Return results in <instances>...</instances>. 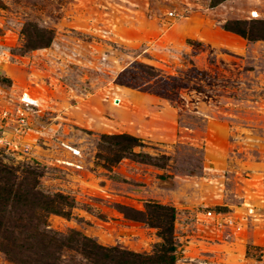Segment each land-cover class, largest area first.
Listing matches in <instances>:
<instances>
[{"label": "rangeland", "instance_id": "rangeland-1", "mask_svg": "<svg viewBox=\"0 0 264 264\" xmlns=\"http://www.w3.org/2000/svg\"><path fill=\"white\" fill-rule=\"evenodd\" d=\"M257 35L264 0H0V103L40 98L33 157L0 145V264H21L4 248L30 241L34 183L72 205L47 215L56 231L153 253L158 228L122 210L168 205L177 264H264ZM119 134L150 157L118 151ZM210 208L243 215L247 232L219 228Z\"/></svg>", "mask_w": 264, "mask_h": 264}, {"label": "trees", "instance_id": "trees-1", "mask_svg": "<svg viewBox=\"0 0 264 264\" xmlns=\"http://www.w3.org/2000/svg\"><path fill=\"white\" fill-rule=\"evenodd\" d=\"M237 33L252 39L247 31L238 30ZM256 37L264 38L261 35ZM115 138L120 140L117 142L118 151L143 159L150 157L147 154L134 152L135 146H145L137 136L119 134ZM15 195L12 202H18L16 198H19L20 194ZM23 196H28L32 200L31 206L28 205L31 212L28 219L30 229L27 231L30 241L26 247L15 244L11 246L12 248H4L12 261H19L21 264H84L85 262L86 264H177L178 262L179 242L175 234L176 210L172 206L149 203L146 211L124 207L122 211L127 217L134 221L147 222L158 228L161 242L156 245L154 252L140 253L120 246H104L78 230L60 232L52 229L47 220L49 213L70 215V212L61 206L64 204L72 206L66 202L67 196L55 194L54 198H57L58 202L57 199L44 193L38 187V183L36 185L34 183L32 191ZM128 211L134 213L131 214Z\"/></svg>", "mask_w": 264, "mask_h": 264}, {"label": "built area", "instance_id": "built-area-1", "mask_svg": "<svg viewBox=\"0 0 264 264\" xmlns=\"http://www.w3.org/2000/svg\"><path fill=\"white\" fill-rule=\"evenodd\" d=\"M16 104L11 108L7 105L2 106L0 103V145L13 154L30 159L33 157L32 148L26 139L33 130L32 117L40 110V101L31 93L24 92L19 96ZM75 153L78 152L75 151ZM252 201H245V204L254 208L255 205ZM205 216L211 220L218 217L216 225L219 228L224 227L239 232L243 231L245 227L243 215L230 216L228 212L210 208L205 211Z\"/></svg>", "mask_w": 264, "mask_h": 264}, {"label": "crops", "instance_id": "crops-1", "mask_svg": "<svg viewBox=\"0 0 264 264\" xmlns=\"http://www.w3.org/2000/svg\"><path fill=\"white\" fill-rule=\"evenodd\" d=\"M24 92H29V93H31L30 91H28V90H24L23 92H22V94L24 93ZM32 94V93H31ZM21 95V94H20ZM33 96H35V97H37L36 95H34V94H32ZM39 100H40V98L39 97H37ZM120 102L122 101V99L121 98H119L118 99ZM121 103H119V105H120ZM32 124H33V122H32ZM33 128H34V126H33ZM34 131V130H33ZM35 136L34 135H32V134H30L28 137H27V139H26V141H27V143L31 146V148H32V150L34 149V147H35ZM35 152V151H34ZM256 221V220H255ZM244 231V230H243ZM245 232H247V230L245 229V231H244V233ZM233 250H230V253H232V254H235V253H237V251L235 250V248L233 247L232 248Z\"/></svg>", "mask_w": 264, "mask_h": 264}, {"label": "bare ground", "instance_id": "bare-ground-1", "mask_svg": "<svg viewBox=\"0 0 264 264\" xmlns=\"http://www.w3.org/2000/svg\"><path fill=\"white\" fill-rule=\"evenodd\" d=\"M70 147V146H69Z\"/></svg>", "mask_w": 264, "mask_h": 264}]
</instances>
